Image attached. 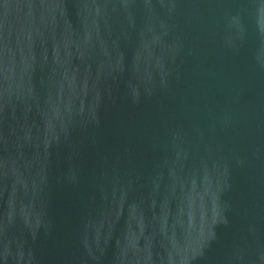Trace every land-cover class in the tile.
Segmentation results:
<instances>
[{"label":"water","instance_id":"1","mask_svg":"<svg viewBox=\"0 0 264 264\" xmlns=\"http://www.w3.org/2000/svg\"><path fill=\"white\" fill-rule=\"evenodd\" d=\"M0 264H264V0H0Z\"/></svg>","mask_w":264,"mask_h":264}]
</instances>
